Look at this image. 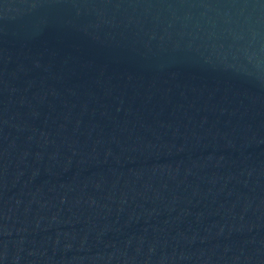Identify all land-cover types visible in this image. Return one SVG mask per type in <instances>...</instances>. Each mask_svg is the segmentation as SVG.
<instances>
[{"label":"water","instance_id":"95a60500","mask_svg":"<svg viewBox=\"0 0 264 264\" xmlns=\"http://www.w3.org/2000/svg\"><path fill=\"white\" fill-rule=\"evenodd\" d=\"M0 264H264V0H0Z\"/></svg>","mask_w":264,"mask_h":264}]
</instances>
